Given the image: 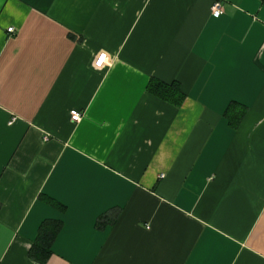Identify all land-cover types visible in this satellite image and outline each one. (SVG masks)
Masks as SVG:
<instances>
[{"label":"crops","instance_id":"obj_1","mask_svg":"<svg viewBox=\"0 0 264 264\" xmlns=\"http://www.w3.org/2000/svg\"><path fill=\"white\" fill-rule=\"evenodd\" d=\"M220 1L0 0V264H264V0Z\"/></svg>","mask_w":264,"mask_h":264},{"label":"trees","instance_id":"obj_2","mask_svg":"<svg viewBox=\"0 0 264 264\" xmlns=\"http://www.w3.org/2000/svg\"><path fill=\"white\" fill-rule=\"evenodd\" d=\"M147 91L176 107L180 106L184 100V95L177 83L165 84L151 80L147 85ZM100 219L101 222L107 221L105 217ZM60 228L61 223L59 221H46L41 225L29 254L33 260L39 263L46 261L51 254L50 247Z\"/></svg>","mask_w":264,"mask_h":264},{"label":"built area","instance_id":"obj_3","mask_svg":"<svg viewBox=\"0 0 264 264\" xmlns=\"http://www.w3.org/2000/svg\"><path fill=\"white\" fill-rule=\"evenodd\" d=\"M222 11H223V7H222V3H221V1L220 0H213V2H212V6H211V14L213 15V16H215V17H218V16H220L221 15V13H222ZM9 33H12L14 30H13V28H9L8 30H7ZM103 58V59H102ZM105 60H106V56H105V54H100L98 57H97V59H96V61H95V65L97 66V67H100V66H102L103 65V63L105 62ZM70 119H71V121L73 122V123H79L81 120H82V114H80V112H78V111H76V110H72L71 112H70ZM9 124H11V122L9 123ZM47 138H45V140H46Z\"/></svg>","mask_w":264,"mask_h":264},{"label":"snow or ice","instance_id":"obj_4","mask_svg":"<svg viewBox=\"0 0 264 264\" xmlns=\"http://www.w3.org/2000/svg\"><path fill=\"white\" fill-rule=\"evenodd\" d=\"M103 59V58H102Z\"/></svg>","mask_w":264,"mask_h":264}]
</instances>
